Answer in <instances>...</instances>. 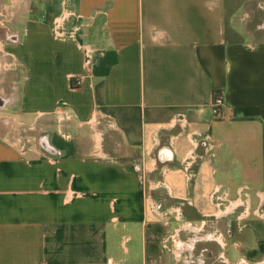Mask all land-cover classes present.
<instances>
[{"label":"crops","instance_id":"obj_1","mask_svg":"<svg viewBox=\"0 0 264 264\" xmlns=\"http://www.w3.org/2000/svg\"><path fill=\"white\" fill-rule=\"evenodd\" d=\"M262 1L0 0V264H264Z\"/></svg>","mask_w":264,"mask_h":264},{"label":"rangeland","instance_id":"obj_2","mask_svg":"<svg viewBox=\"0 0 264 264\" xmlns=\"http://www.w3.org/2000/svg\"><path fill=\"white\" fill-rule=\"evenodd\" d=\"M262 2L263 3H261L262 4L261 6L263 7L264 6L263 5L264 4V0ZM259 9H260V13L258 14V16H256V17L253 18L254 19V21H253L254 24H256L257 22L259 23L263 19V17H264L263 14H262V12H261V11H263V9L260 8V7H259ZM263 33H264L263 30H258L255 33V37L256 38L263 37L264 36ZM257 36H259V37H257ZM28 134H30V135H36V133H32V131H29ZM222 209L225 210L224 207H222ZM231 209L232 208H230V207L229 208H226V211L227 210L230 211ZM263 214H264V207H260L258 209V207H256V208H249V207L245 208L244 206H240V207L238 206V207H236V208L233 209V213H232V215H231L230 218H232L233 220H235V222L237 223L235 225V228L236 227L237 228L239 227V229H242V226L244 225V221H246L247 218L252 217V216L257 217V219H258L259 216H260V218L261 217L263 218V216H264ZM233 237L236 238L237 237V233H235V235ZM222 242L225 243L224 240H222ZM233 251H235V250H233Z\"/></svg>","mask_w":264,"mask_h":264},{"label":"built area","instance_id":"obj_3","mask_svg":"<svg viewBox=\"0 0 264 264\" xmlns=\"http://www.w3.org/2000/svg\"><path fill=\"white\" fill-rule=\"evenodd\" d=\"M61 23H62V19H56L55 21H54V24L52 25V27H51V31L55 34V35H59V36H65V33L61 30ZM68 36L69 37H72L73 36V33H70V34H68ZM89 53L87 52L86 53V62L87 63H89V59H88V57H89ZM79 83V81L77 82V84ZM222 104H223V97L222 96H217V95H215V96H213V99H212V104H211V106H212V111H213V113H215V114H219V109H220V107L222 106ZM67 115L66 114H64V117H66ZM68 117V116H67ZM97 152V151H96Z\"/></svg>","mask_w":264,"mask_h":264}]
</instances>
